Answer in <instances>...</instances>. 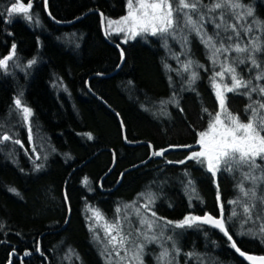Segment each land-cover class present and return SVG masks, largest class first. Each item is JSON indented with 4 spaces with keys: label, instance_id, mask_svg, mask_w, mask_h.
<instances>
[{
    "label": "trees",
    "instance_id": "trees-1",
    "mask_svg": "<svg viewBox=\"0 0 264 264\" xmlns=\"http://www.w3.org/2000/svg\"><path fill=\"white\" fill-rule=\"evenodd\" d=\"M48 2L51 17L61 23L91 11L102 13L106 23L119 20L127 6V0ZM216 2L202 0L208 7ZM241 2L245 7L235 10L239 18L233 15L227 24L241 32L236 41L241 47L259 44L264 41V0ZM32 4V20L14 13L9 22L6 9L11 0H0V12H4L0 16V59L16 46L7 67H0V264H139L134 254L140 244L145 245L143 264H160L156 257L163 248L172 252L173 241L179 249L173 253L174 264H248L231 247L233 241L245 254L264 255V202L260 200L264 183L257 181L255 197L246 196L253 187L245 179L246 167L217 171L213 176L206 162L200 165L187 160L192 151H199V132L208 128L209 116L203 108L212 114L219 111L211 78L221 71L222 63L228 66L249 54L222 53L213 64L212 50L187 29L181 34L187 36V45L178 33L176 44L148 35L124 44L123 38L108 34L111 42L121 46L124 65L114 77L94 78L112 74L121 62L118 51L102 34L100 16L93 14L71 27H58L47 17L44 0H32ZM249 7L253 16L245 15ZM202 11L206 13L204 31L214 42L228 35L235 39L231 28L226 32L215 27L221 22V10ZM246 27L252 31H245ZM256 58L260 63L259 54ZM189 59L203 67L193 65L185 71ZM262 69L264 64L257 68L248 60L236 71L238 77L251 79L260 88L264 79L255 77ZM191 71H197L199 78L189 85ZM216 82L222 90L224 84L231 86L230 74L225 73L223 81L216 77ZM225 96L228 111L239 115L242 122L252 119L251 109L245 116L248 104L264 102L257 92L251 100L237 93L225 92ZM17 99L20 107L15 104ZM25 107L31 110L27 119ZM258 113L264 115V109ZM5 135L9 140L3 139ZM125 139L145 145L129 147ZM146 144L154 152L167 151L143 165L151 156ZM114 161V170L101 182ZM257 163L264 166L259 157ZM253 174L262 175L259 169ZM13 188L19 195L10 191ZM221 206L232 241L206 225L174 227L186 215L219 218ZM141 219L155 223L149 229ZM116 223L120 235L126 237L123 247L119 236L115 245L108 243L111 237L106 226ZM145 234L158 239L149 243ZM116 235L113 229L111 236ZM169 236L171 240L166 239ZM39 247L40 255L24 259Z\"/></svg>",
    "mask_w": 264,
    "mask_h": 264
},
{
    "label": "snow or ice",
    "instance_id": "snow-or-ice-1",
    "mask_svg": "<svg viewBox=\"0 0 264 264\" xmlns=\"http://www.w3.org/2000/svg\"><path fill=\"white\" fill-rule=\"evenodd\" d=\"M47 4V0H44ZM211 3V0H209ZM128 13L119 20H107L108 33L111 34L112 31L117 33H123L125 36L124 43L128 42V39H134L138 35L150 34L152 36H157L163 40L165 43L168 38L176 39V33L183 32L185 29L189 33L195 32L201 38V42L205 44L206 47L212 50V61L213 64L217 63L218 57L222 53L235 52V53H248L243 59L237 57L232 60L231 64L225 66L221 64V71L215 73L211 78V83L215 87V96L218 101L219 111L215 114L208 112L205 107L203 111L209 116V124L206 131L199 132V151H192L190 155L187 156V160H193L200 165L207 164V171L212 173L213 176L216 175L217 171H238L247 168L245 173V179L251 180L253 187H251L245 195L251 194L252 197L256 196V183L259 180L264 183V166L257 163V157L260 161L264 162V115L258 113V109H264V102L253 101L248 104L245 109V116L249 115V109H251V117L248 122H242L239 115H233L228 111L226 106V96L225 92L237 93L239 95H246L251 100L252 93L257 92L258 94L264 95V87L257 88L252 84V80H244L242 76L238 77L236 68L241 64H246L248 60H251V64L257 68L264 64V41L259 44L250 43L248 47H241L238 41L241 36V32L236 30L235 25H228L227 19H231L233 15L239 18V14L236 13V9L244 8L241 0H217L216 3L212 4L211 7L202 3V0H137V6H133V0H127ZM32 0H28L25 4L22 0H11V6L6 9L7 15L9 16V22L13 18L14 13H23L24 17L28 20L33 19V15H30V10L32 9ZM207 8L208 13H214L217 10H221L220 23H216L215 27L217 29L223 28L224 31H228L231 28L232 32L235 33V39L233 35H228L223 39H218L216 42L213 40V36H209L206 31H204L203 19L206 14L203 9ZM185 9H190V12H185ZM175 13V18L174 14ZM4 15V12H0V16ZM102 15V14H101ZM245 15L253 16L252 8H246ZM196 19H193V17ZM38 22V17H37ZM183 24V28L181 25ZM115 25V28L113 26ZM245 31L251 32V27H246ZM216 37H220V33H214ZM185 45L189 43L187 36L180 37ZM233 42L228 44L226 47V42ZM219 44V46H217ZM234 44V46H233ZM16 46L12 45V53L0 59V67L6 68L8 61L13 58L15 54ZM256 54L260 56V63L257 62ZM121 55L123 56V50H121ZM227 59V57H225ZM34 63V61L30 62ZM195 65L196 68L203 67L198 62L191 59L187 61L184 65V70L189 71ZM225 73L230 74L231 86L228 84L223 85V90L221 85L216 82V77H220L223 81ZM199 78L197 71H191V78L189 80V85H192ZM256 80L264 79V69L261 73L255 77ZM247 89L246 92H237L238 89ZM17 107H20L21 101L17 99L15 101ZM182 111V109H181ZM24 118L27 119L31 116V110L27 107L23 108ZM223 117V119H222ZM259 117V118H257ZM227 121V123H225ZM89 139H91V134H88ZM4 140H9V136L5 135ZM15 143H20L16 140ZM191 147V146H186ZM167 151H156L153 154L156 156L164 155ZM169 163H172L169 161ZM183 164L185 161H179ZM259 169L262 173L261 176L257 177L253 173ZM85 184L88 183L87 177L84 180ZM10 191L16 193V190L10 189ZM243 191V188H242ZM19 195V193H16ZM260 200L264 202V195L260 197ZM149 202L154 203L151 196H149ZM233 203V202H230ZM147 207V205L145 206ZM151 211V209H149ZM119 211V209H118ZM244 212L248 213L249 209L244 208ZM139 214V213H137ZM99 216V213H96ZM153 217L156 216L155 211H151ZM235 211L232 212V216H236ZM162 219V218H157ZM231 217L227 218L230 221ZM141 224H146L149 229L152 228L155 221H148L141 219ZM167 224H173L172 221H166ZM201 225H211L212 227L218 229L229 241H232V235L229 234V229L226 227V218L223 215V206H221V217L215 218L211 215L205 214L204 216L197 215H186L182 220L175 222L174 227L179 229L184 228H200ZM107 228L108 234L111 237L108 241L109 244L115 245L117 242V236H119V245L123 247L126 242V237L120 235L118 223ZM115 229L117 231L116 236H111V231ZM264 232V228L261 229ZM131 233H129L130 235ZM245 233H241L244 235ZM179 235V234H177ZM157 236L153 235L149 237L145 234V240L149 243L156 242ZM166 239L171 240L172 237L169 236ZM262 242H264V237H262ZM144 244L137 246L136 253L134 254V259L143 264L142 257L144 255ZM163 248V245L161 246ZM172 252H169L168 248H163L156 259L160 264H174L175 255L178 254L179 249L175 247V241L172 244ZM232 248H235L237 252H240L241 256H245V253L241 252L237 248L236 243L233 241L231 244ZM43 255V253H41ZM29 255V253H25ZM119 255V253H117ZM246 259L250 261L259 260L261 264H264V257H252L247 256Z\"/></svg>",
    "mask_w": 264,
    "mask_h": 264
},
{
    "label": "water",
    "instance_id": "water-1",
    "mask_svg": "<svg viewBox=\"0 0 264 264\" xmlns=\"http://www.w3.org/2000/svg\"><path fill=\"white\" fill-rule=\"evenodd\" d=\"M44 6H45V13H46V15H47V17L51 20V22H53V24H55L56 26H58V27H71V26H73V25H76L77 23H79V22H81L82 20H84L85 18H87L88 16H90V15H93V14H98L99 16H100V20H101V29H102V34H103V36H104V38L107 40V42L111 45V46H113L117 51H118V53H119V55H120V58H121V62H120V65H119V67L112 73V74H110V75H107V76H101V75H98V76H95L94 78H111V77H114V76H116L119 72H120V70L122 69V67H123V65H124V61H125V57H124V52H123V56L121 55V50H122V48H121V46L118 44V43H113V42H111L109 39H108V34H106L107 33V31H106V19H105V17L103 16V14L102 13H100V12H98V11H91V12H88L87 14H85L84 16H82V17H80V18H78L77 20H74V21H72V22H68V23H61V22H57V21H55L52 17H51V15H50V11H49V2H48V0H47V4H45L44 3ZM102 14V15H101ZM91 79H93V78H91ZM87 89H88V91L92 94V92H91V90H90V87H89V82H88V85H87ZM98 98V97H97ZM112 111V110H111ZM113 112V111H112ZM114 113V112H113ZM115 114V113H114ZM118 119H119V121H120V118L118 117ZM123 134H124V136H125V132L123 131ZM125 143H126V145L127 146H129V147H133V148H135V147H138V146H141V145H145V144H140V143H138V144H131V143H128L127 141H126V139H125ZM146 146H148L150 149H151V156H150V158L143 164V165H146V164H148V163H150L152 160H153V158H154V149H153V147H152V145H147L146 144ZM115 161H114V163H113V166H112V168L109 170V172L107 173V176H104L103 177V179L101 180V182L106 178V177H108L111 173H112V171L114 170V168H115ZM82 167V166H81ZM140 167V166H139ZM125 174V173H124ZM123 174V175H124ZM123 175L121 176V178H120V182H119V184L118 185H120V183H121V181H122V177H123ZM209 215V214H208ZM216 218V217H215ZM206 226H209V227H212L211 225H206ZM212 228H214V227H212ZM216 229V228H215ZM40 247H39V249H38V251L36 252V253H34V254H31V255H29L28 257H25L24 259H30L31 257H33V256H36V255H40ZM247 256H252V257H257V258H259V257H264V255H262V256H259V255H251V254H245V256H241L242 257V259L243 260H245L247 263H249V264H261V262L259 261V260H257V261H250V260H248V259H246V257Z\"/></svg>",
    "mask_w": 264,
    "mask_h": 264
},
{
    "label": "rangeland",
    "instance_id": "rangeland-1",
    "mask_svg": "<svg viewBox=\"0 0 264 264\" xmlns=\"http://www.w3.org/2000/svg\"><path fill=\"white\" fill-rule=\"evenodd\" d=\"M133 6H134V7L137 6V0H133ZM127 13H128V6H126V13H125V15H127ZM173 15H174V18H175V13H174ZM106 27H107V33H108L109 29H108L107 23H106ZM113 28H115V25L113 26ZM177 33H178V36H179V38H180L182 32L179 33V31H178ZM177 33H176V34H177ZM110 35H115V36L121 37V38H123V41H124V39H125V36H124L123 33H117L116 31H112ZM144 35L152 36V35H150V34H144ZM144 35H138V36H136L134 39H136L137 37L144 36ZM158 36H159V35H157V36H152V37H158ZM176 36H177V35H176ZM178 36H177L176 39H173V38H168V39H169L173 44H176L177 42L179 43V38H178ZM134 39H128V42H129V41H132V40H134ZM123 43H124V42H123ZM124 44H125V43H124ZM263 98H264V95H263ZM222 119H223V117H222ZM225 123H227V121H225ZM197 147H198L199 150H200V145H199V144H198ZM219 218H220V217H219ZM95 219H96V218H95ZM98 221H100V219H98ZM248 264H249V263H248Z\"/></svg>",
    "mask_w": 264,
    "mask_h": 264
},
{
    "label": "bare ground",
    "instance_id": "bare-ground-1",
    "mask_svg": "<svg viewBox=\"0 0 264 264\" xmlns=\"http://www.w3.org/2000/svg\"><path fill=\"white\" fill-rule=\"evenodd\" d=\"M65 28H68V27H65ZM106 31H107V27H106Z\"/></svg>",
    "mask_w": 264,
    "mask_h": 264
}]
</instances>
